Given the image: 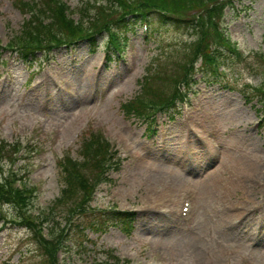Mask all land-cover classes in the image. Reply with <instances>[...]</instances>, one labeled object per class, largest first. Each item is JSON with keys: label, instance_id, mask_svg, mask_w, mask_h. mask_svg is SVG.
Wrapping results in <instances>:
<instances>
[{"label": "rangeland", "instance_id": "obj_1", "mask_svg": "<svg viewBox=\"0 0 264 264\" xmlns=\"http://www.w3.org/2000/svg\"><path fill=\"white\" fill-rule=\"evenodd\" d=\"M114 1L124 5L111 19L156 1L175 16H199L207 32L203 44L211 49L232 41L243 54L228 59L225 78L216 80L201 77L202 58L192 53L180 84L187 98L156 113L148 130L150 117L128 113L125 106L142 90L148 69L156 63L170 69L186 59L195 38L190 29L163 25L151 15L160 29L154 38L151 28L144 35L138 22L130 23L121 55L105 66L111 19L94 43L80 39L73 49L51 48L56 40L74 39L108 20L90 25L95 11L84 7L86 0H57L60 31L49 33L45 46L37 40L44 33L29 28L28 43L36 50L25 60L3 46L23 44L18 37L28 16L43 28L50 19L41 0H0V58L10 56L0 59V183L17 172L34 190L23 208L0 198V264H51L33 232L44 217L50 225L58 221L55 231L69 220L85 225L81 234L75 235L74 226L68 235L73 246L59 253L61 264H264V169L242 165L256 161L264 167V108L259 98L245 94L264 70L255 54L264 50V0L216 1L224 16L212 0ZM209 9L213 17H200ZM86 140L91 151L103 144L107 168L92 175V200L84 202L91 208L58 206L63 186L58 160L82 159ZM250 178L260 184L248 186ZM188 189L192 200L185 196ZM112 208L130 214L127 221L107 212Z\"/></svg>", "mask_w": 264, "mask_h": 264}, {"label": "trees", "instance_id": "obj_2", "mask_svg": "<svg viewBox=\"0 0 264 264\" xmlns=\"http://www.w3.org/2000/svg\"><path fill=\"white\" fill-rule=\"evenodd\" d=\"M57 0H41L42 4V10L48 15L50 21L47 25L41 27V25L36 21L35 16L30 15L28 16L26 20V29L22 30L23 35H19L18 39L23 42V44L19 47V53L20 56L23 59H30L34 56V52L36 49L32 47L33 45L28 43L29 36H31V32L28 30L29 28H34L35 30H38L40 32H43L40 34V37L37 38V40H40V42L45 43L46 39L48 38V34L60 31V27H62L63 20L61 18V15L57 12L59 3H56ZM219 0H212V3H216L219 10L222 7V3H218ZM24 6V4H22ZM118 3L114 0H86L85 2V8L86 9H93L95 12L94 15H92V18L88 20L90 25L97 26L100 20H106L103 23V27L101 28H95L88 29L81 35L82 37L89 40V42H95L94 40L95 35L98 33H101L103 28H107L108 21H110L111 16L117 12ZM124 5L122 2L119 7ZM148 4H144L141 7H139L140 11L143 15H154L157 17V21L162 23L166 26H172L174 28H186L190 29V32H193L195 35V38L193 41L189 43L190 49L185 52V55L187 56L185 60L181 61H174L175 66L171 67L170 69L162 67L159 65V63H156V67H154L153 70L148 69V72L146 71L143 78L142 83V90L139 92V94L131 99L129 106H125V110H127L128 113L132 112L136 114L137 116L141 117H150L156 110H163L168 111L171 109H175L174 103H172V99L175 95H179V89L178 86L180 84H184L182 82L183 78L188 75L189 72V63L192 61V53H198L201 56V68L199 72L201 73V77L204 79H221L222 75H219L216 71V65L217 61L220 63H226L228 59H231L233 55L234 48L232 47V44H228L226 41V46L215 44L211 49L209 45L203 44L205 42V34L207 35L206 29L204 28V25L201 22V19H198L194 17H180L175 16V13L171 11L170 7H167L166 5L162 4L161 2H152ZM213 4V6H216ZM161 6V7H156ZM120 7V8H121ZM57 10H56V9ZM119 8V9H120ZM151 9V10H150ZM133 9L127 8L121 11L116 18L111 19V23L118 28L121 29L123 32H126L127 26L131 23H134L131 21V19H135L134 17L129 18H123L122 14H125L127 12H130ZM150 10V11H149ZM212 10H206L202 16L200 17H213L214 14L209 13ZM219 12V11H218ZM119 16V17H118ZM127 19V20H126ZM211 19V18H210ZM212 24V22H211ZM74 26V25H73ZM215 26V25H214ZM129 27V26H128ZM149 28H151L150 35L151 37L156 38V31L159 29L157 26H154L153 20L151 19L149 22ZM217 28V27H216ZM160 30V29H159ZM217 31L219 32V39L222 41L224 38L223 32L220 30L219 26L217 28ZM73 33V32H72ZM68 36V35H67ZM77 36V37H81ZM71 39V38H69ZM67 38H62L60 41H68L70 40ZM56 40V39H55ZM58 42V40H56ZM121 41L120 38L111 36L110 38L106 37L104 39V44L106 46L107 50V56L110 58L109 51L111 49H115L117 52L120 51L121 48ZM14 47V46H12ZM36 48V47H35ZM232 54V55H231ZM255 54L257 57L264 63V50L256 51ZM190 57V58H189ZM187 58H189L187 60ZM157 62V61H156ZM216 63V65H215ZM191 78V77H190ZM260 78L261 81L256 84L255 86H251V90L249 92H246V96L249 98L256 97L259 98L262 103V108H264V70L260 72ZM173 84L175 85L176 93L170 92L172 89ZM148 99V100H145ZM126 105V104H125ZM149 129V127H148ZM92 142L84 141L82 144L83 149L81 151L82 159H77L71 156H66L63 158H59L58 164L60 165L61 173H62V179H63V186L60 190V194L58 199H56V205L58 206H71L73 203H76L77 209H85L91 208L89 205H84V202L90 197L91 194V187H92V175H95L96 173L106 170L104 168V164H102V155L103 152V144L99 143L98 147H94L91 151V145ZM104 161V160H103ZM102 166V167H100ZM102 169V170H100ZM4 182L0 183V198L3 197L2 201L10 202L14 205L18 203L22 208L26 206V200L28 199V190L27 189H19L18 187L14 186L10 181H8V178H4ZM96 184V183H95ZM94 184V185H95ZM79 207V208H78ZM86 212V211H83ZM108 213L112 214L114 218H118L121 221H127L130 214L123 213L119 210H108ZM27 218L28 216L25 215ZM29 220V219H28ZM29 222H32L29 220ZM57 224L58 221H55ZM55 223L53 222L49 228L48 232L50 234L51 232H54V226ZM28 224V222H27ZM76 226L77 228L74 230L75 235L81 234V228L85 227V225H81V223H74L71 227L70 233L73 230V227ZM34 228V234L38 240L39 247L42 249V252L49 258V262L51 264H56V256L55 252L58 249V243H59V231L57 233V236L51 237L52 239H46L44 238L39 231L37 230L35 224L33 225Z\"/></svg>", "mask_w": 264, "mask_h": 264}, {"label": "bare ground", "instance_id": "obj_3", "mask_svg": "<svg viewBox=\"0 0 264 264\" xmlns=\"http://www.w3.org/2000/svg\"><path fill=\"white\" fill-rule=\"evenodd\" d=\"M233 117V116H232ZM261 160H263V159H261ZM260 160V161H261ZM263 163H264V161H263ZM242 164V163H241ZM243 166H247V167H249L250 169H255L257 172H258V170H259V172H261V170H263L264 169V167H261V166H259L258 165V162H256V161H252V162H248L247 164H242ZM241 167V166H240ZM241 168H244V169H246L245 167H241ZM242 174H244V175H246V176H249V172L248 173H245V171H243L242 172ZM241 174V175H242ZM243 175V176H244ZM247 178H249V177H247ZM252 178V177H251ZM250 178V180H252ZM255 179H253L252 181H253V185H248V186H250V187H253V188H255V184H260V181L259 180H256V181H254ZM245 184V183H244ZM246 186V185H245ZM195 194V193H194ZM185 196H187V197H189V199L190 200H192V198H194L193 197V194H192V192H191V189H188L187 191H186V193H185ZM185 199H186V197H185ZM188 199V200H189ZM160 205V204H159Z\"/></svg>", "mask_w": 264, "mask_h": 264}]
</instances>
